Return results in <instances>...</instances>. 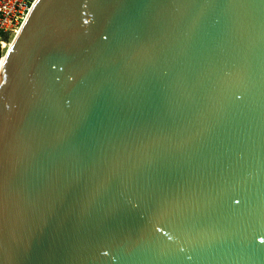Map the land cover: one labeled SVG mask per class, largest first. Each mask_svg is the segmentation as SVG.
Returning <instances> with one entry per match:
<instances>
[{"label": "water", "instance_id": "1", "mask_svg": "<svg viewBox=\"0 0 264 264\" xmlns=\"http://www.w3.org/2000/svg\"><path fill=\"white\" fill-rule=\"evenodd\" d=\"M0 264H264V0H36L0 70Z\"/></svg>", "mask_w": 264, "mask_h": 264}, {"label": "built area", "instance_id": "2", "mask_svg": "<svg viewBox=\"0 0 264 264\" xmlns=\"http://www.w3.org/2000/svg\"><path fill=\"white\" fill-rule=\"evenodd\" d=\"M36 0H0V70Z\"/></svg>", "mask_w": 264, "mask_h": 264}]
</instances>
